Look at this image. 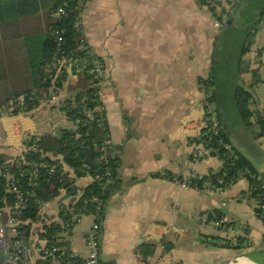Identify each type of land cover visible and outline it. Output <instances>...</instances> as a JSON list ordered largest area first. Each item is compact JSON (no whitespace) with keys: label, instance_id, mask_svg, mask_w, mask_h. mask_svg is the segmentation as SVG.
Returning a JSON list of instances; mask_svg holds the SVG:
<instances>
[{"label":"crops","instance_id":"0c3cea01","mask_svg":"<svg viewBox=\"0 0 264 264\" xmlns=\"http://www.w3.org/2000/svg\"><path fill=\"white\" fill-rule=\"evenodd\" d=\"M79 27L85 43L104 63L97 89L109 131L106 143L119 165L122 184L101 223V264L264 259L259 255L264 252V224L255 214L258 203L246 195V180L220 192L183 185L193 171L201 179L222 166L215 157L192 162L193 141L202 132L199 83L211 76L216 54L220 65L214 75V112L230 147L250 162L264 183V137L254 139L261 130L256 115L264 122V18L257 22L244 54L245 36L231 45L233 36L220 31L202 0H88ZM76 80L69 76L63 88L50 91L30 116L17 112L1 117L0 155L17 158L25 151L27 136L58 137L71 129L72 123L58 109L71 98L68 86ZM236 88L252 96L249 110L254 116L248 126L235 109ZM63 170L79 197L93 182L89 176L75 177L67 167ZM70 204L72 198L61 191L44 212L54 219L59 207ZM211 214L220 215L224 228L212 225ZM74 216H80L79 223L64 239L67 245L80 243L84 251L83 235L92 214ZM207 239L221 246H210ZM147 244L156 249L144 258L140 248Z\"/></svg>","mask_w":264,"mask_h":264},{"label":"trees","instance_id":"16d2710c","mask_svg":"<svg viewBox=\"0 0 264 264\" xmlns=\"http://www.w3.org/2000/svg\"><path fill=\"white\" fill-rule=\"evenodd\" d=\"M207 1L202 0L203 5L207 6ZM243 1L237 0L232 6L220 29L221 32L227 31V34L233 35L232 32L236 28V9ZM87 2L88 0L0 2V107H6L10 102L24 97L22 113L30 116L39 108L44 98L49 96L50 91H59L67 83L69 74L62 69L57 71L58 60L62 58L75 63L71 74L77 77V80L68 86L71 98L58 109L59 113L72 123V128L61 131L58 137L27 136L25 151L17 158L0 155V165H6L12 173L16 174L19 165L27 173L36 170L35 179L26 177L20 182L21 192L28 199L22 212L25 220L34 221L40 216L39 204L51 202L64 191L72 198V204L68 207L62 206L60 219L67 220L64 211L69 214L74 212L72 214L74 216L79 213L93 214L99 208L103 221L109 200L114 193L122 191L119 165L110 150H106L103 160L100 159L103 156L101 148L109 140V131L104 107L98 95L97 84L100 79H95L94 58L88 59L82 44L85 39L78 27V21ZM215 4L221 5L216 1ZM60 10L63 13H59ZM210 12L215 14V8L210 7ZM222 14L221 7L220 12L215 15L216 21H220ZM263 18L264 9L250 23L249 28L241 31L236 42L245 36L241 47L242 54L249 50L256 32L255 26ZM232 21L231 26L228 25V22ZM97 60L104 71L103 61L98 57ZM219 65V54H216L211 76L200 81L199 86L204 87L209 93L211 111L222 126L213 107L216 101L213 91L216 77L214 75ZM251 99V94L242 88H236L233 93L235 109L245 126H248L247 120L254 116L249 110ZM86 110L93 112V119L87 117ZM16 113L17 111L13 112ZM256 118V124L261 130L254 135V139L259 140L264 137V122L259 115H256ZM202 140L207 145L208 157L217 158L222 166L220 170L210 172L204 178L190 179V187L199 191L212 187L220 192L236 184L239 177L243 176L248 182L246 195L258 203L255 214L264 224V191L260 189L261 186L264 190V183L259 182L250 162L230 147L223 126L217 136L204 134ZM195 143L198 141L194 140L193 144ZM63 167H67L77 178L89 176L93 180L80 197L76 186L70 182L68 174L64 173ZM248 173L254 178L250 179ZM33 183L35 187H32ZM4 184L0 179V208L5 203L9 205L14 203V197L4 193ZM31 193H34L35 197H29L28 194ZM208 217L210 222L221 220L220 215L216 214ZM45 231V236L52 237L54 233H59L60 229L59 226L45 225ZM237 242L241 243V240L237 239ZM61 246L66 247L67 244L62 243ZM155 249L156 245L141 246L142 257L152 255ZM251 260L258 262L256 257Z\"/></svg>","mask_w":264,"mask_h":264},{"label":"built area","instance_id":"2783aa9c","mask_svg":"<svg viewBox=\"0 0 264 264\" xmlns=\"http://www.w3.org/2000/svg\"><path fill=\"white\" fill-rule=\"evenodd\" d=\"M215 1L221 4L220 6L215 4ZM237 0H208L207 9L210 12V7L215 8V14L211 13L215 17L223 9L220 21H216L218 28H221L226 21V17L229 14L232 6ZM82 2V0H81ZM59 13H63L61 10ZM79 27V21H78ZM80 29V28H79ZM60 42V39L58 40ZM84 50L88 59L94 58L93 66L96 73L95 79H100L102 74V66L97 60V56L88 47L85 41H82ZM75 63L68 59L58 60V70L66 71L69 76ZM53 67V66H52ZM77 71V70H76ZM78 73V71H77ZM76 77V76H75ZM200 94L202 97V109L203 118L201 120V134L196 139L198 143H195V150L193 152L192 162L197 163L208 157L207 145L202 140V135L217 136L222 131V126L218 122L217 118L211 111L209 105V93L204 87L200 88ZM24 107V97H20L10 102L6 107L0 108V118L5 115L11 114L14 111L22 113ZM88 118L93 119V112L86 110ZM106 150L109 151L110 147L108 143H105L101 148L103 154L100 157L101 160L105 158ZM19 165L18 171L15 173L10 172L6 165H0V179L4 181L3 191L6 195L14 197V203L12 205L4 204L0 208V264H101L100 253V236H101V213L97 208L92 214V222L83 235V247L78 242L68 241V245L61 246L62 243H67L64 239V234L68 233L72 227L79 223L80 216H73L67 211H64L66 221L59 218V213L62 208L59 207L57 216L53 219L48 217L44 208L48 203H40V213L34 221L23 219L22 212L25 210L28 199L23 195L20 189V182L28 177L29 179H35L36 170L29 173L22 170ZM250 179H253V175L247 174ZM198 178L196 172H192L190 176L184 180L185 186H190V179ZM239 180H245L243 176H240ZM35 187V184H32ZM263 190V187L260 186ZM29 197H35L34 193L28 194ZM1 201V200H0ZM5 202V199H3ZM262 208V207H259ZM257 216V215H256ZM258 217V216H257ZM259 218V217H258ZM260 219V218H259ZM44 220V222H43ZM261 220V219H260ZM216 228H224L223 221L211 222ZM45 225L59 226L60 232L54 233L52 237L45 236ZM210 246L219 247L221 242L212 241L207 239L205 241ZM264 249V245H263Z\"/></svg>","mask_w":264,"mask_h":264},{"label":"rangeland","instance_id":"374dc122","mask_svg":"<svg viewBox=\"0 0 264 264\" xmlns=\"http://www.w3.org/2000/svg\"><path fill=\"white\" fill-rule=\"evenodd\" d=\"M264 9V0H244L242 4L236 9V28L233 33V41L231 45H234L238 37L241 35V31L249 28L250 23L255 20L256 16ZM103 73V71H102ZM102 76V74H101ZM98 85V84H97ZM261 258H264V252L259 254ZM262 263L261 259L258 260ZM264 262V261H263Z\"/></svg>","mask_w":264,"mask_h":264},{"label":"water","instance_id":"95a60500","mask_svg":"<svg viewBox=\"0 0 264 264\" xmlns=\"http://www.w3.org/2000/svg\"><path fill=\"white\" fill-rule=\"evenodd\" d=\"M220 264H264V263L254 262L245 256H237V257L227 259V260L221 262Z\"/></svg>","mask_w":264,"mask_h":264}]
</instances>
